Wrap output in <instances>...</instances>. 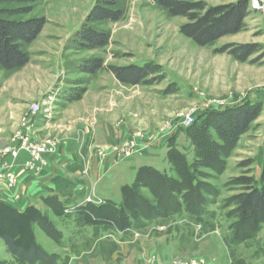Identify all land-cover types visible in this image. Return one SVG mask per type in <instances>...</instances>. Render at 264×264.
I'll use <instances>...</instances> for the list:
<instances>
[{
    "label": "rangeland",
    "instance_id": "1",
    "mask_svg": "<svg viewBox=\"0 0 264 264\" xmlns=\"http://www.w3.org/2000/svg\"><path fill=\"white\" fill-rule=\"evenodd\" d=\"M103 1L0 0V16L45 17V41L54 44L56 64L62 62L63 67L57 76L58 68L49 76L29 69L10 82L6 78L11 74L0 70V85L4 84L0 102L14 105L4 107L0 103V161L9 158V164L5 163L12 167L24 152L25 165L31 160L25 146L36 145L46 150L42 162H36L38 168L44 167L45 155L67 150L70 143L80 144L81 138L86 139V151L81 155L76 148L74 155L84 166L83 175L73 179L89 185L88 195L93 197L84 199L70 193L59 197L46 192L25 207L28 213L24 217L0 208V261L19 264L2 239L7 236L20 251L31 254L29 258L41 257V251L54 255L53 264L62 258L79 263L83 255L93 264H204L206 259H220L224 264H264V226L254 236L231 244L228 238L233 219L224 218L231 209L225 200L242 191L240 186L229 184L230 180L246 170L258 177L264 160V99L256 96L264 93V14L248 5L251 12L244 18L241 31L223 35L212 45L199 46L179 32L186 17L169 16L152 0H111L123 9V18L92 23L91 27L108 34V41L101 47L81 48L74 41L76 29L89 9ZM202 1L212 6L238 0ZM225 44H249L256 51L238 60L220 50ZM92 59H98L101 68L88 73ZM130 65L144 67L145 76L140 79L137 74L126 81L109 70ZM45 87L48 89L43 92ZM79 93L75 101L84 95L79 103L67 109L59 106L61 100ZM23 100H35L29 104L25 118L30 121L34 116H44L45 136L31 133L30 122L28 127L21 124ZM67 102L69 105L73 101ZM251 103L260 104L261 112L248 131L239 135L222 171H213L196 158L202 165L195 175L204 185L190 191L189 197L194 200L198 194L204 195L206 205L200 219L180 208L177 212L175 203L181 200L180 195L169 192L165 183L158 189L153 179L149 188L144 183L135 184L129 196L135 206L128 210L126 223L115 209L106 205L96 208L103 202L93 195L103 181L117 186V204L122 207L126 195L123 186L130 177L126 172H110L113 166L131 161L134 165L144 162L141 166L154 163L170 168L168 152L172 148L195 158L193 140L199 133L195 123L207 115L203 134L221 143L213 123L227 122L234 111ZM36 104L35 112L32 107ZM246 160L251 164L243 167ZM170 175L178 179L176 173L170 171ZM14 184L13 173L8 172V187L14 188ZM160 190L162 207L154 202ZM118 221L119 230L108 228ZM244 234L248 236L249 232Z\"/></svg>",
    "mask_w": 264,
    "mask_h": 264
},
{
    "label": "trees",
    "instance_id": "2",
    "mask_svg": "<svg viewBox=\"0 0 264 264\" xmlns=\"http://www.w3.org/2000/svg\"><path fill=\"white\" fill-rule=\"evenodd\" d=\"M16 1V0H13ZM28 2V0H23ZM35 2L36 0H30ZM158 7L163 9L169 16H183L187 21L180 25L179 32L191 39L199 46L212 45L218 38L223 35L236 33L244 28L243 20L250 13L247 9L248 0H238L235 3L207 5L202 0H152ZM114 6V7H112ZM124 12L121 7H116L114 1L104 0L98 4H94L87 12L83 22L78 26L74 34V41L81 48H96L105 45L108 41V34L91 27L92 23L103 20L119 21L123 18ZM46 19L43 16H31L25 19H12L0 16V70L4 73H12L21 69L29 61V53L25 46L30 44L41 32ZM253 45L249 44H225L220 47L221 51H227L231 56L238 60H245L256 50ZM90 69L88 73H92L96 69L101 68L98 59L89 61ZM110 72L121 80H130L129 77H136L138 74L140 79L145 76L144 67L130 65L125 67H109ZM131 72V73H130ZM143 75V76H142ZM135 80V79H134ZM132 80V82H136ZM82 88L80 91H82ZM84 92V91H83ZM74 96L78 99L81 95ZM261 112L260 104L251 103L249 107L238 108L229 116V120L225 123H213V129L218 133L221 143L213 140L205 130V122L207 115L199 124H194L198 130L197 137L194 138L193 144L196 146L195 158H188L180 150L172 148L168 152L170 168L159 170L152 166L139 167L130 183L123 186L124 194H126L120 204L112 201H104L103 204L96 206L100 208L107 206V209L113 208L118 214H122V220L126 223L128 210L134 208V204L129 201V196L134 193L135 184L144 183L148 188L151 179L155 180L158 189L162 184H166L167 190L172 194H179L181 200L177 202V212L183 209V212L192 214L194 218H201L204 211L205 198L204 195L198 194V199L189 197L190 191L201 189L204 184L200 183L195 175L196 168H199L200 162L197 159L205 161V166L213 171L221 172L226 157L229 156L231 149L237 142L239 135L248 131L250 123L253 122ZM232 113V112H231ZM251 164L250 160L243 162V167ZM170 171L178 175V179H173ZM199 173V171H198ZM152 181V180H151ZM231 185L240 186L241 192L231 195L225 201L231 209L225 213L224 218L233 219L229 226L230 234L228 243L238 244L243 242L247 237L257 234L264 226V160L258 177L250 174L249 170L243 174L233 177L230 180ZM215 190V189H213ZM208 191V190H207ZM163 190L155 193V201L159 203L158 207H162L160 203ZM168 192V194H169ZM212 192V191H211ZM210 193V190L208 191ZM165 194V193H163ZM55 198V197H51ZM45 199V198H44ZM0 208L12 213V215L24 217L28 211L18 212L15 208L0 202ZM180 208V209H179ZM122 210V211H121ZM37 211V210H36ZM127 211V215L126 212ZM8 213V212H7ZM175 213V212H174ZM143 216V215H141ZM14 217V216H13ZM126 218V219H125ZM130 217H128L129 219ZM129 221V220H128ZM130 222V221H129ZM110 230H119L120 222L114 223L108 227ZM249 232V235H241V233ZM249 237V238H250ZM7 249L17 259L16 261L24 264H53L54 255L41 251V257H28L29 253L17 248L15 243L7 236H3ZM37 248V247H36ZM28 255V256H27ZM0 264H3L0 261ZM7 264V263H4Z\"/></svg>",
    "mask_w": 264,
    "mask_h": 264
},
{
    "label": "crops",
    "instance_id": "3",
    "mask_svg": "<svg viewBox=\"0 0 264 264\" xmlns=\"http://www.w3.org/2000/svg\"><path fill=\"white\" fill-rule=\"evenodd\" d=\"M45 26V25H44ZM43 26L41 32L38 34V36L33 40L30 44L27 45L26 50L28 51L30 55V60L27 62L21 69L16 70L9 75L6 79L11 80L18 79L19 77L27 74L29 69L35 70L40 73V75H43V73L46 76L53 75L54 68H58L59 72L54 75H58L62 70L60 69L62 67V62L56 64V55L58 52H52L54 49L51 42L45 41V37L47 32L45 31V27ZM62 59V55L60 54V60ZM56 60V61H55ZM34 68V69H33ZM3 72V71H2ZM57 80V78H56ZM48 83V81H47ZM46 83V84H47ZM51 84V82L49 83ZM4 88V84L0 85V92L2 93V90ZM48 87H45L43 92H46ZM84 96V95H83ZM83 96H81L83 98ZM256 96L258 98L264 99V93L258 92L256 93ZM2 98V97H1ZM81 98V99H82ZM80 99V100H81ZM1 100V99H0ZM73 101L71 104L68 105L67 101ZM76 99L74 97H68V99L61 100L59 106L65 105V109L69 108L72 105H75L79 103V101H75ZM20 101V100H19ZM35 101V100H34ZM31 101V102H34ZM31 102L22 101L23 109L21 110V124H26L25 126H29V122L31 123V133H35L36 135H44L42 134L43 129L45 126H43V123L45 122L44 116H34L32 117V120H28L25 118V114L27 113L29 104ZM3 103L4 107L7 106H14L12 102L3 101L0 102ZM21 103V102H20ZM56 108V106H52ZM55 110V109H54ZM45 136V135H44ZM114 137V136H111ZM81 138L80 144L75 141V143H70L68 145L67 150L63 151H57L54 153H50L45 155V158L47 160V164L44 167L38 168L36 172L29 171L26 169L25 165H22V159L25 158L24 156L26 153L22 152L19 155L20 160L17 161V164L14 166L6 165V163L9 164V158H5L4 162L1 163L0 161V202L5 203L6 205H9L13 208H15L18 212H22L26 206L33 205V203H36V201L40 200L44 193L45 194H52L61 196L62 194L70 193L73 195H76L78 197H90L91 200H93V197L91 195H88L89 192V185H87L84 182H79L75 179H73L74 176H82L84 171V166L82 162L75 158L74 155H76L77 150L79 151L78 154H83L86 151V148L88 146L87 140ZM112 138L110 139V141ZM109 141V142H110ZM108 142V143H109ZM74 145V147H72ZM78 148V149H76ZM74 149V150H72ZM161 161L165 162V158H163ZM6 162V163H5ZM131 161H127L123 163V166H113L110 169V172L112 173H119V172H126L128 173L129 180L127 183H130L133 179V176L135 174V171L137 170V167L144 165V162L142 164L134 165ZM151 166H155L159 170L166 169L164 166H157L154 163H146ZM8 172H12L14 175V181L15 186H12L14 188L8 187ZM132 173L130 176L129 174ZM3 174H6V176ZM98 190L93 195L96 198H99L101 200L99 201H112V202H118L119 196L116 192V187L114 183L110 182H100L98 183ZM115 187V188H114ZM47 192V193H46ZM17 194V195H16ZM83 199V201H84ZM85 202V201H84ZM186 216V215H184ZM182 216V217H184ZM114 231V230H113ZM119 234V231H117ZM115 233H112L108 236H114ZM82 262H76L71 260H67V258H62V260L58 261L57 264H93L92 261H89L86 256H81ZM204 264H224L223 260L220 259H206Z\"/></svg>",
    "mask_w": 264,
    "mask_h": 264
},
{
    "label": "built area",
    "instance_id": "4",
    "mask_svg": "<svg viewBox=\"0 0 264 264\" xmlns=\"http://www.w3.org/2000/svg\"><path fill=\"white\" fill-rule=\"evenodd\" d=\"M248 5L253 8L252 10L261 11L264 14V0H248ZM32 110L36 112L38 110V105H33ZM25 148L31 155V160L25 164L26 169L36 172L38 170L36 162H42V155L45 154L46 150H44V147L36 145L25 146ZM12 154L15 155L16 152L13 151Z\"/></svg>",
    "mask_w": 264,
    "mask_h": 264
}]
</instances>
